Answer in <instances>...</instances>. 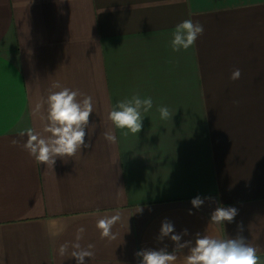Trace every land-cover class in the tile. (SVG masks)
<instances>
[{
	"label": "crops",
	"instance_id": "obj_1",
	"mask_svg": "<svg viewBox=\"0 0 264 264\" xmlns=\"http://www.w3.org/2000/svg\"><path fill=\"white\" fill-rule=\"evenodd\" d=\"M188 18L204 31L174 52L170 31ZM57 84L93 98L92 146L40 165L19 130L46 135ZM134 93L153 108L109 143L107 114ZM196 195L213 199L197 209ZM218 205L237 209L231 223L209 221ZM117 213L102 239L97 219ZM163 221L191 244L161 236ZM81 226L85 264H139L137 251L161 248L180 264L197 234L242 235L264 264V0H0V264H75Z\"/></svg>",
	"mask_w": 264,
	"mask_h": 264
},
{
	"label": "clouds",
	"instance_id": "obj_2",
	"mask_svg": "<svg viewBox=\"0 0 264 264\" xmlns=\"http://www.w3.org/2000/svg\"><path fill=\"white\" fill-rule=\"evenodd\" d=\"M204 28L199 22L191 18L182 20L170 31V46L172 51H186L191 48L197 38L203 33ZM240 77L237 68L231 73V79ZM58 90L50 91L46 97V115L42 120V135L32 127L19 130V135L27 137L23 144L24 150L40 165H54L57 158H71L77 152L92 146L91 141L85 142L86 128L89 126V117L93 112V98L80 93L78 90L54 85ZM79 97V98H78ZM153 108L151 96L132 94L123 99H118L109 110L107 119L112 130L105 131L104 137L109 143H115L117 136L113 130H119L121 136L129 133L137 134L142 128V122ZM159 117L166 120L170 113L166 105H158L156 109ZM213 199L210 196L196 195L190 199L193 208H200L205 200ZM191 214V210H190ZM237 215V209L232 206L218 205L210 214L209 221L214 224L231 223ZM120 219L119 214L101 216L96 221V229L100 237L114 238L113 225ZM239 227V225H238ZM85 231L83 226L77 228L75 240L71 243V256L75 264H85L86 258L94 256V245L87 244L82 247L79 243L81 234ZM161 236H169L173 242L183 248L190 241L179 243L181 236L174 233V226L168 221H163L160 227ZM69 244H61L58 249L64 255ZM139 264H177L175 250L141 249L135 253ZM180 264H260L257 248L248 243L242 235L235 238H218L211 235L200 236L192 245Z\"/></svg>",
	"mask_w": 264,
	"mask_h": 264
}]
</instances>
